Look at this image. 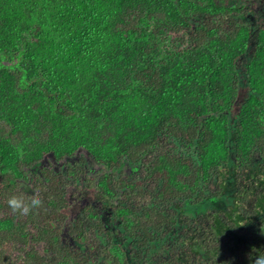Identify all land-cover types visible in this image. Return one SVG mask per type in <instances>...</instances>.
I'll return each mask as SVG.
<instances>
[{"label": "trees", "instance_id": "16d2710c", "mask_svg": "<svg viewBox=\"0 0 264 264\" xmlns=\"http://www.w3.org/2000/svg\"><path fill=\"white\" fill-rule=\"evenodd\" d=\"M256 249L264 0H0V264Z\"/></svg>", "mask_w": 264, "mask_h": 264}, {"label": "clouds", "instance_id": "9594fccd", "mask_svg": "<svg viewBox=\"0 0 264 264\" xmlns=\"http://www.w3.org/2000/svg\"><path fill=\"white\" fill-rule=\"evenodd\" d=\"M42 206L38 193L28 201L11 198L7 201L6 207L12 216L26 217ZM250 264H264V249H256L255 255L250 254Z\"/></svg>", "mask_w": 264, "mask_h": 264}, {"label": "rangeland", "instance_id": "374dc122", "mask_svg": "<svg viewBox=\"0 0 264 264\" xmlns=\"http://www.w3.org/2000/svg\"><path fill=\"white\" fill-rule=\"evenodd\" d=\"M74 211L75 210L71 208L70 210L66 211V214L73 216V215H75Z\"/></svg>", "mask_w": 264, "mask_h": 264}]
</instances>
